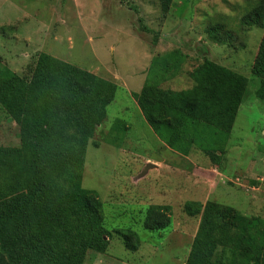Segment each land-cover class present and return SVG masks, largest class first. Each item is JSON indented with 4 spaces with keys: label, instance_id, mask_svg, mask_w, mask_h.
Masks as SVG:
<instances>
[{
    "label": "rangeland",
    "instance_id": "374dc122",
    "mask_svg": "<svg viewBox=\"0 0 264 264\" xmlns=\"http://www.w3.org/2000/svg\"><path fill=\"white\" fill-rule=\"evenodd\" d=\"M255 5L256 0H172L164 12L159 0H0V68L28 81L39 53L46 52L118 86L107 118L88 142L81 179L103 203L109 245L104 252L89 249L83 264H185L202 217L188 214L186 202L213 200L264 218V100L257 94L264 68L255 65L263 29L242 23ZM216 25L224 35L219 40L210 34ZM174 50L182 52L181 68L171 67L163 89H191L190 72L205 59L249 80L217 165L195 146L187 155L170 148L135 103L133 93L142 90L153 58ZM180 76L177 88L172 82ZM13 107L21 110L20 104ZM14 109L0 102L5 169L21 162ZM151 205L170 206L168 227H143ZM128 228L140 238L136 251L126 249L118 233Z\"/></svg>",
    "mask_w": 264,
    "mask_h": 264
},
{
    "label": "trees",
    "instance_id": "16d2710c",
    "mask_svg": "<svg viewBox=\"0 0 264 264\" xmlns=\"http://www.w3.org/2000/svg\"><path fill=\"white\" fill-rule=\"evenodd\" d=\"M159 1L168 12L172 0ZM242 23L263 29L255 65L264 68V0H256ZM220 30L219 25L210 29L214 39L224 36ZM181 62L179 50L157 54L142 90L133 96L170 148L187 155L195 146L217 165L249 80L205 59L190 72L191 89H163L167 72L179 70ZM30 71L27 81L0 68L1 104L11 113L16 103L21 108L18 113L14 109L21 129V162L5 169L0 156V264H83L89 249L104 252L109 245L103 203L81 179L88 142L107 118L118 86L46 52L39 53ZM257 94L264 100V81ZM185 211L202 215L185 264H264L263 217L245 216L213 200L205 205L186 202ZM169 212V205L149 206L143 227L165 229ZM118 233L126 249L138 250L136 231Z\"/></svg>",
    "mask_w": 264,
    "mask_h": 264
},
{
    "label": "crops",
    "instance_id": "0c3cea01",
    "mask_svg": "<svg viewBox=\"0 0 264 264\" xmlns=\"http://www.w3.org/2000/svg\"><path fill=\"white\" fill-rule=\"evenodd\" d=\"M162 40V39H161ZM161 42V41H160ZM159 42V43H160ZM158 47H159V44H158ZM152 58H153V56H152ZM152 58H151V60H152ZM151 60H150V64H151ZM13 71H14V69H13ZM92 72L93 73H95L96 74V71L95 70H92ZM98 75V74H97ZM182 75H183V73H182ZM148 76V72L145 74V75H143L142 76V86H141V89H142V87H143V85H144V82H145V80H146V77ZM184 80V77L183 76H180V77H177V78H174V81L172 82L173 84H175V85H173V86H176L177 88H178V86H180L181 84H183V81ZM167 83V82H166ZM161 84H163V83H161ZM174 89V88H173ZM134 93H139V92H134ZM135 99V98H134ZM135 103L137 104V101L135 100ZM137 107H138V104H137ZM138 109H139V111H140V114L141 115H143L142 114V112H141V110H140V108L138 107ZM141 117V116H140ZM143 117H144V115H143ZM166 145V144H165ZM167 146V145H166ZM165 146V147H166ZM168 147V146H167ZM170 149V148H169ZM159 162V161H158ZM160 163H162V162H160Z\"/></svg>",
    "mask_w": 264,
    "mask_h": 264
},
{
    "label": "water",
    "instance_id": "95a60500",
    "mask_svg": "<svg viewBox=\"0 0 264 264\" xmlns=\"http://www.w3.org/2000/svg\"><path fill=\"white\" fill-rule=\"evenodd\" d=\"M152 166V165H151Z\"/></svg>",
    "mask_w": 264,
    "mask_h": 264
}]
</instances>
